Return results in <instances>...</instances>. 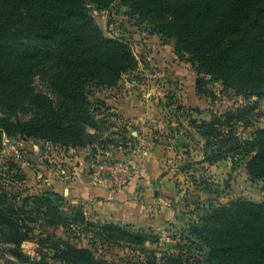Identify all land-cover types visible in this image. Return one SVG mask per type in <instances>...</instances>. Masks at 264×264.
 Instances as JSON below:
<instances>
[{
	"label": "rangeland",
	"instance_id": "374dc122",
	"mask_svg": "<svg viewBox=\"0 0 264 264\" xmlns=\"http://www.w3.org/2000/svg\"><path fill=\"white\" fill-rule=\"evenodd\" d=\"M133 4L130 0H116L100 7L94 0L86 2L88 14L105 35L127 43L138 60V67L125 74L117 85L90 89L97 117L112 126L103 134V140L112 143L111 149L105 151L103 146H97L93 151L88 147L83 148L88 152L79 153L78 148L40 139L2 136L0 178L21 204L30 196L43 197L54 192L82 207L93 221L120 228L108 230L112 237L119 236L118 239L104 238L107 241L100 243L92 240L91 235L78 240L63 227L36 226L32 239L24 242L22 248L39 264L83 263L86 256L70 254L69 246L89 248L96 260L105 264H185L169 255L189 250L191 256H204L195 250L198 243L191 249L187 247L189 243L183 238L189 226L202 225L209 230L207 236L215 230L227 236L229 224L238 225L240 220H246L249 226L264 223L259 221L262 214L257 217L254 212H244L239 217L237 207L242 203L248 207L264 203V175L252 177L249 169L257 154L256 142L262 139L264 131V84L260 87L261 94L244 93L211 76H199L187 57H180L175 41L151 33L152 15L136 12ZM34 87L54 99L42 79L38 78ZM130 98L146 108L142 119L125 115L123 102ZM98 102H104L105 106H99ZM229 112L233 115L230 123L218 127L220 134L211 132L217 124L216 116ZM121 127L126 128L125 135H120ZM123 136L127 138L125 142ZM113 143L118 146L114 148ZM116 152L135 156V163L145 168L146 156L163 154L159 158L161 168L170 175L172 185L155 182V188L169 206L177 209L176 219L164 229L142 230L130 224H114L96 213L93 201L74 200L69 196L74 174L80 166L83 169L76 177L81 175L94 184L108 185L115 190L128 186L134 179L149 180L148 174L141 173L136 164L114 160L111 155ZM77 156L83 157L82 162ZM106 164H121L129 171L110 172L102 167ZM172 193H177V197L171 198ZM249 235L264 240V231L256 228L249 230ZM233 239L236 250L221 253L210 264H264L263 246L243 250L241 241L246 238L235 235ZM11 262L15 261L0 244V264Z\"/></svg>",
	"mask_w": 264,
	"mask_h": 264
},
{
	"label": "trees",
	"instance_id": "16d2710c",
	"mask_svg": "<svg viewBox=\"0 0 264 264\" xmlns=\"http://www.w3.org/2000/svg\"><path fill=\"white\" fill-rule=\"evenodd\" d=\"M94 1L107 7L116 0ZM130 1H134L136 12L152 15L151 33L175 41L180 57H187L199 76H211L239 92L263 93L264 0ZM86 2L0 0V147L5 135L40 139L72 149H111L112 143L103 140V134L112 126L97 117L90 89L117 85L138 67V60L127 43L105 35L88 14ZM38 78L46 82L54 99L35 89ZM232 116L230 112L216 116L217 124L211 132L220 134L218 127H226ZM120 132L125 135L126 128L121 127ZM126 139L123 136L124 142ZM113 144L114 148L118 146ZM256 144L257 154L249 169L252 177L259 178L264 175V131ZM11 166L20 170L16 164ZM6 185L0 178V244L19 264H39L22 248L32 239L36 226L63 227L78 240L90 235L100 243L107 241L104 238H119L108 231H118L119 227L93 221L82 207L57 193L30 196L21 204ZM237 207L239 217L254 212L257 217L262 214L259 221L264 222V203L250 207L242 203ZM229 226L227 236L220 230L207 236L209 230L202 225L189 226L184 230L187 236L183 238L182 234V238L190 249L198 243L195 250L204 258L191 256L189 250L169 257L185 264H210L221 253L236 250L235 235L246 238L241 241L243 250L264 247V240L249 235L254 228L263 232L264 223L249 226L246 220H240L238 225ZM69 251L86 256L81 264H105L96 260L89 248L69 246Z\"/></svg>",
	"mask_w": 264,
	"mask_h": 264
},
{
	"label": "crops",
	"instance_id": "0c3cea01",
	"mask_svg": "<svg viewBox=\"0 0 264 264\" xmlns=\"http://www.w3.org/2000/svg\"><path fill=\"white\" fill-rule=\"evenodd\" d=\"M122 108L125 115L130 118L142 119L146 113V108L143 104L133 98L125 100ZM76 151L83 153L89 150L78 148ZM162 155V153H152L146 156L144 159V163L146 162L145 168L135 163V156L125 155L121 152L112 154L111 157L114 160L136 164L140 168L141 173L146 172L149 177V180L146 181L134 179L128 186L117 190L108 185L94 184L87 177L81 175L76 177L83 169L80 166L78 167V172L74 174L73 186L69 196L74 200L93 201L96 213L102 219L114 224H130L142 230L153 229L160 231L177 217V209L169 206L168 201L162 198V193L155 188V182L161 183L162 186L165 183L172 185L169 178L170 175H166L161 168L162 164L159 158ZM77 159L82 162L83 157L77 156ZM149 166H152L153 169L149 170ZM58 187L56 188L57 191H59ZM170 197H177V193L175 195L173 193L170 194Z\"/></svg>",
	"mask_w": 264,
	"mask_h": 264
},
{
	"label": "built area",
	"instance_id": "2783aa9c",
	"mask_svg": "<svg viewBox=\"0 0 264 264\" xmlns=\"http://www.w3.org/2000/svg\"><path fill=\"white\" fill-rule=\"evenodd\" d=\"M93 168H96V165H92ZM103 168H106L110 172H128L129 168L121 164H106L102 165Z\"/></svg>",
	"mask_w": 264,
	"mask_h": 264
}]
</instances>
